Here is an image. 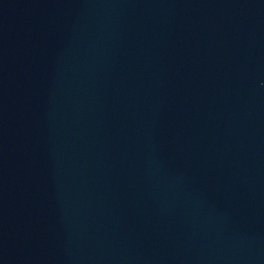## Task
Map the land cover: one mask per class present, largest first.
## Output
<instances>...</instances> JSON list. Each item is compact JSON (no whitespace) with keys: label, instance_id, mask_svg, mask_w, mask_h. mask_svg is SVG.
Instances as JSON below:
<instances>
[{"label":"water","instance_id":"95a60500","mask_svg":"<svg viewBox=\"0 0 264 264\" xmlns=\"http://www.w3.org/2000/svg\"><path fill=\"white\" fill-rule=\"evenodd\" d=\"M0 75L264 264V0H0Z\"/></svg>","mask_w":264,"mask_h":264}]
</instances>
